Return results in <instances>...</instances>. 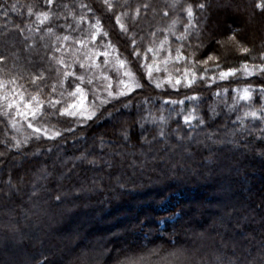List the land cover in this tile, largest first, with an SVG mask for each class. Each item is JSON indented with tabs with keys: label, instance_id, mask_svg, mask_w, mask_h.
Masks as SVG:
<instances>
[{
	"label": "trees",
	"instance_id": "obj_1",
	"mask_svg": "<svg viewBox=\"0 0 264 264\" xmlns=\"http://www.w3.org/2000/svg\"><path fill=\"white\" fill-rule=\"evenodd\" d=\"M197 2L207 4L203 13L197 10L200 39L193 32L182 51L186 56L195 52L198 60L208 53L219 59L194 66L180 61L197 73L191 88H156L137 70L145 86L106 105L119 110L112 117L105 114L102 121L64 130L55 140L32 138L20 149L12 147L8 117L0 116V264H264V119L244 117L253 110L259 117L264 109V92L257 88L264 74L223 80L215 75L229 68L240 71L245 61L252 67L264 63V19L252 15L255 0H181L175 7V0H114L113 11L128 13L123 22L142 51L158 46L167 34L174 55L181 43L176 37L187 23L181 8L192 3L195 10ZM81 3L93 11L80 8ZM30 7L33 13H52L50 21L40 25L28 14ZM81 15L86 19L80 21ZM94 17L109 37L116 33L115 18L101 0H53L51 5L0 0V79L14 77L34 93L31 80L43 71L44 83L57 81L58 92L63 91L61 76L54 79L47 67L51 41L42 36L53 40L46 31L51 27L56 37L81 39ZM174 20L175 35L168 31ZM77 21L79 30L73 31ZM68 25L72 28L66 30ZM229 25L243 29L238 39L250 54H240L231 42L214 43L212 36L224 40ZM29 32L36 36L31 45ZM125 39L117 33L111 37L128 56ZM201 42L205 46L196 50ZM29 49L34 52L26 56ZM148 56L146 62L152 60ZM167 68L174 72L171 61ZM68 84L65 89L71 90ZM238 85L251 86L249 101L210 118L207 105L215 93L226 91L231 99Z\"/></svg>",
	"mask_w": 264,
	"mask_h": 264
},
{
	"label": "snow or ice",
	"instance_id": "obj_2",
	"mask_svg": "<svg viewBox=\"0 0 264 264\" xmlns=\"http://www.w3.org/2000/svg\"><path fill=\"white\" fill-rule=\"evenodd\" d=\"M46 4L51 5L53 0H45ZM181 0H175L173 7L176 4L180 3ZM101 3L105 6L107 13H111L115 18L116 25L119 26L118 36L125 37V48L129 49L128 56H124L117 44L113 43L112 40L105 39L109 37V32L105 30L104 25L102 24L99 17H94L95 22L90 24L87 35L81 39H73L69 35H64L63 37H57V40H62L67 42L72 40L73 44L80 45V48L71 51L69 54L72 56L71 63L64 58L62 54L59 58L54 55L51 59L55 60V63L60 67L56 69H49V71H55L58 76H61L59 80V87L61 89L65 88L66 81L69 78H74L73 84L69 85L71 90L59 91L57 88V83L54 82L51 85L44 83L46 76L43 71L38 75L33 76L31 83L36 86V91L34 93L28 92L24 89L23 85H18L16 78H11L9 80L0 79V116L8 117V123L11 124L13 129L17 128V123H19L18 118L26 122L27 128L32 130V134L25 136L23 140L16 139L13 137L15 143L12 147L20 149L23 144L28 143L32 138L40 139L41 136L49 139L55 140L57 137H60L62 133L59 130L50 129L47 125L42 123V120L50 116L58 117H69L77 118V123H82L85 120H100L107 114L108 117L113 116V111H119L118 109L113 108V111H109L105 105L111 104L113 100H119L121 97L128 96L131 92L135 91L138 88H143L145 86L144 74H138L132 70V64L134 61H138L141 58L147 61L149 60L148 53L152 54L153 63L141 64L140 67L146 69V77L150 82L153 79L154 72L161 71L160 65L163 64L164 71L167 72V65L169 62H172L173 70L176 75L175 77L169 73L166 77V83L172 87L181 85L182 82H186V86L191 88L195 83V78L197 73L190 67H183L180 65V61H191V64L194 65H207L209 61L218 60L219 57L208 53L206 57L202 60L195 58L196 53L193 52L190 55L186 56L182 49L184 48V41L188 40V37L196 33L197 40L200 39V21L197 17V10L200 13H203L207 4L204 2H197L195 4V10L192 3H186L184 7L181 8V11L185 13L187 23L184 24V31L180 36H177L176 39L180 41V45L174 50L175 54L173 55V49L167 39V36L164 40L160 41L158 46H148L146 50L141 49V42L137 40L135 34L129 35L130 28L123 22V18L128 15L127 12H121L116 14L113 9L115 7L114 0H101ZM80 8L87 9L88 12H92L93 9L90 5L81 3ZM15 10V5L11 6ZM67 7V5H65ZM144 8H147L148 5H143ZM254 11L253 16H256L257 13L260 14L261 18L264 19V0H255L253 5ZM28 14L35 15L36 20L40 25H44L46 22L50 21L52 13L49 11H40L33 13L32 8L28 9ZM140 9H136V16H139ZM7 15V12H5ZM167 15V12L165 13ZM86 17L81 15L79 20L83 21ZM133 23H135V17H133ZM177 21H173L169 26L168 31L175 35L174 29ZM235 23V21H234ZM68 28H72V25H68ZM73 31L79 30V21H77V26ZM21 31H23L21 29ZM39 31V28H37ZM48 33H52L53 29L51 27L47 28ZM243 31L240 27L228 26L227 34L224 40L217 39L215 36H212V40L216 44L223 45L224 43L231 42L235 45L236 51L240 54H250L251 49L244 45L243 41L238 39L239 34ZM155 36V33H152ZM99 38V43L97 40ZM143 38L141 37V40ZM155 44V41H153ZM92 45V47H89ZM166 45H168L166 47ZM192 47L191 44L188 45ZM205 45L203 42L195 45L196 50L203 48ZM64 44L61 43L59 47H55V52H62ZM87 49L82 52L81 50ZM160 52H166L167 55L159 58L157 60L158 54ZM103 57L102 61L100 58ZM3 57H0V60H3ZM261 61H264V52L260 53ZM255 60V57H253ZM73 65H78L79 69L83 70V73L78 74L76 71L71 70ZM219 68V64L216 65ZM241 67L246 74H251L249 72L248 63L245 61L242 63ZM258 68L261 73H264V63L260 65H254ZM208 69L205 67L203 72L206 73ZM238 69L229 68L224 71L219 72L220 79H226L229 76H234ZM115 76V84L117 87L113 89V75ZM139 76V78H138ZM200 79H203V75H200ZM39 82V83H38ZM85 85L93 86L91 89L93 100L88 102V91L85 88ZM162 86L161 82L157 81L155 83L156 88ZM45 88H50V91L45 92ZM260 91L264 92V84L260 86ZM106 93L103 98L99 93ZM188 99H196L197 97H187ZM251 98V86L245 87L243 89V94L240 96V99L248 100ZM99 101V103H97ZM87 102V103H86ZM166 103H183V101H165ZM123 107H128L127 104H124ZM261 115L258 117L257 111H248L244 113V117H252L253 119L260 118L264 119V109H261ZM243 123V118L238 117ZM189 117H185L187 122ZM69 131L72 129L69 127ZM3 155V153H0ZM264 155V153H262ZM94 163V162H90ZM56 200H60V196L55 197ZM47 261V257H45ZM129 264H137V261L130 260Z\"/></svg>",
	"mask_w": 264,
	"mask_h": 264
},
{
	"label": "rangeland",
	"instance_id": "obj_3",
	"mask_svg": "<svg viewBox=\"0 0 264 264\" xmlns=\"http://www.w3.org/2000/svg\"><path fill=\"white\" fill-rule=\"evenodd\" d=\"M113 20L111 19L110 22L112 23ZM106 21H107V24L109 26H111V24L108 22L107 19H106ZM111 27H113V29L115 28L114 29L115 32L118 33L119 29H118V26L116 25L115 22H113V26H111ZM66 30H69V28H67ZM29 33H31V32H29ZM112 33L113 32H111V37L116 38V33H113V36H112ZM50 34H51V36H54L55 37L53 40H51L50 38H46V37H44V36L41 35L43 39H46V40L49 39L51 41L50 47L48 49L49 50V61H48V66L47 67L49 69H56V68L60 67L59 65H57L55 63V60L51 59V57L53 55L55 57L59 58L62 54H64V58L66 60H68L69 63H71L72 56L69 53L71 51H74L75 49L80 48V45L73 44L72 43V40H69L67 42H64L62 40H57V37H61V36H57L56 37L55 34H52V33H50ZM85 35H87V33H85ZM166 36H167V34L164 35L163 37H161L162 39L160 41L164 40ZM111 37H108V38H105V39H109V38L111 39ZM28 39H29V44L31 45L32 42L34 41V39H36V36L31 33V34H29V38ZM73 39H80V37L77 36V37H74ZM99 42L100 41H99V38H98L97 43H99ZM116 42H117V40H116ZM61 43L64 44V48L62 49V52H55L54 51L55 47H59L61 45ZM89 47H92V45H89ZM86 50L87 49H82L81 50V55H82V52L83 51H86ZM33 52H34L33 49L25 50V55L26 56H31L33 54ZM150 55L152 56L151 53H150ZM166 55H167V53H165V55H163L160 52L158 54L157 60H159V58H162L163 56H166ZM102 59H103V57L100 58L101 61H102ZM134 62L135 63L132 64V70L134 72H137V70H143L145 76H146V69H144V68L141 69L140 65L141 64H144V63H148V64L153 63L152 60H150L148 62L144 61L143 63H141V62L139 63V60L137 62L136 61H134ZM160 67H161V71L154 72L153 79L150 82L155 86V83L157 81H159L162 84V86L160 88L170 89V90L177 91L179 89L180 85H178L176 87H172L171 85H169L168 83L165 82L166 81V77L170 73L169 72L170 70L168 69V71L165 72L164 71V67L165 66L163 64H161ZM71 70L76 71L78 74L83 73V70L79 69L78 65H73V68ZM224 71H226V70H224ZM219 72H216L215 73V75H216L217 78H219ZM249 72L251 73L250 75L249 74H246L245 71L242 68L240 71L236 72L235 75L240 76L242 78H245V77L248 78V77L260 76L261 74H264V73H261L258 70V68L254 67V66L253 67L252 66H249ZM171 74L174 77L177 75L174 72H172ZM53 75H54V79L60 78V76H58L57 73L54 70H53ZM110 75H113V89L115 90V88L117 87V85L115 84V76L112 73H110ZM73 80H74V78H69V80L67 81L69 83L68 85H72L73 84ZM181 86L187 87L186 86V82H182ZM92 87L93 86L85 85L86 90H89L88 91V102H90V101L93 100V95H92V92H91ZM236 87L237 88H235L233 90V93H232L233 95H232L231 99L225 98V97H227L226 96V94H227L226 91H222L220 93H218V92L215 93L214 97L211 99L210 102H208V105H207V112H208V115H209L210 118L215 117L216 115H218L221 112L225 113V111H228V112L233 111L241 102H247V101H249V99L248 100L240 99V96L243 94V89L246 86L238 85ZM257 88L259 89L260 86H257ZM66 90L67 89H65V88L63 89V91H66ZM99 95L103 98V96H105L106 93L101 92V93H99ZM252 95H253V92H252V89H251V97H252ZM121 98H123V97H121ZM113 101H116V100H113ZM97 103H99V101H97ZM106 118H108V117L107 116H104L100 120L102 121V120H104ZM18 120H19V123H17V128L16 129H13L12 126H11L12 131H13L12 137H15L16 139H19V140H23L25 136H29V135L32 134V130L27 128L26 122H24L20 118H18ZM76 120H79V117H77V118L63 117V119H62V121L60 123H56L54 121L51 122V123L50 122L47 123L45 120H42V123L45 124V125H47L50 129H53L54 128L55 130H59L61 133H63L64 130H68L69 127L71 129H74V128H77L79 125H84L88 121V120H85L82 123H77ZM41 137H43V136H41ZM141 158L143 159L142 156H141ZM41 174H43V173H41ZM5 228L8 229V228H11V226L9 225V226H6ZM179 252H180V256L179 257H181V258L185 257V253L184 252L183 253L181 251H179Z\"/></svg>",
	"mask_w": 264,
	"mask_h": 264
}]
</instances>
